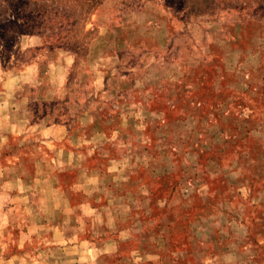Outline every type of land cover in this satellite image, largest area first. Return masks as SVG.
<instances>
[{
    "label": "rangeland",
    "instance_id": "rangeland-1",
    "mask_svg": "<svg viewBox=\"0 0 264 264\" xmlns=\"http://www.w3.org/2000/svg\"><path fill=\"white\" fill-rule=\"evenodd\" d=\"M0 264H264V0H0Z\"/></svg>",
    "mask_w": 264,
    "mask_h": 264
}]
</instances>
